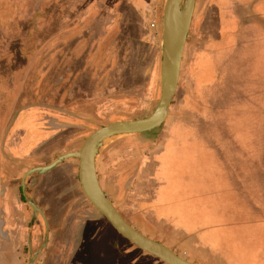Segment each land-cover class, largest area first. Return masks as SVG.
<instances>
[{
    "label": "rangeland",
    "instance_id": "obj_1",
    "mask_svg": "<svg viewBox=\"0 0 264 264\" xmlns=\"http://www.w3.org/2000/svg\"><path fill=\"white\" fill-rule=\"evenodd\" d=\"M164 1L0 0V123L3 129L6 130L17 110L28 106L35 111V126L44 133L69 134L82 142L94 130L110 122L148 116L160 95ZM69 7H80L83 11L81 18L87 30L78 40L74 38L76 27L61 32L60 21ZM72 14L68 15L70 19ZM100 59L106 60L105 63ZM110 61L115 63V71L110 68L105 81H99L114 90L94 93L99 81H91L89 76L108 67ZM63 64H69L72 70L82 69L77 84L59 82L56 76L63 70ZM73 84L77 86L75 93L59 94L60 88L72 90ZM63 96L64 100L70 96L72 102H80L78 117L65 118L67 115L60 111L48 109L47 106L62 107ZM91 97L95 103H83L82 100ZM105 99L110 102L105 104ZM226 114L231 119L224 127L220 121L225 120ZM197 129H202L200 134L205 133L202 137L209 138L207 145L221 154L220 137L226 133L251 136L246 139L252 142L253 150L250 148L249 152L255 153L256 158L247 154L249 158L244 157L243 161L240 156L238 166L244 172L255 171L251 175L255 182L234 185L240 192L237 212L232 216L234 222L212 232L219 230L226 239L231 235L238 237L240 253L247 250L252 253L257 245L255 240L264 232L263 215L254 210V207H262L258 206L260 201L264 202V156L260 153V141L264 139V0H195L178 84L166 119L156 129L109 140L95 162L101 189L131 226L153 240L169 244L166 246L173 251L183 249L184 252L177 254L184 259L204 264L201 251L193 252L189 246H172V223L167 216L174 207L158 204L156 178L157 154L163 143L166 142L165 157L172 158L171 143L188 137L183 134L195 132L199 137ZM181 142L178 147L174 144L173 152L180 148L175 155L185 170L178 172L185 173L186 180L190 175L192 192L195 189L199 194H212L213 199L218 196L219 203L224 205L227 192L219 176L225 168L235 170V158L224 154L222 158L219 154L203 156V148L200 149L197 142ZM191 143L193 150L189 149ZM214 144L217 149L212 147ZM35 154L38 157L42 152L37 150ZM44 155L41 158H45ZM36 157L35 160L29 157L32 162L26 165L39 163L41 158ZM170 172L171 167L164 170L169 176ZM171 183L172 180L164 192L165 197L171 198ZM182 186L188 189L186 184ZM238 192L236 190L235 194ZM83 197V211H87L88 205L94 209L84 194ZM192 201L191 208L197 211V201ZM221 205L217 208L223 210L226 205ZM206 206H200L198 213H207ZM164 217L168 221H163ZM100 219L94 222L92 237L83 238L77 253L64 248L65 239L57 233L51 248L38 255L35 264H85L82 255L87 252L86 245H95L96 251L102 253L103 243L110 247V264H166L123 238L105 218L100 216ZM226 239L224 246L211 244L209 248L217 254L221 250L227 254L231 248Z\"/></svg>",
    "mask_w": 264,
    "mask_h": 264
},
{
    "label": "crops",
    "instance_id": "obj_2",
    "mask_svg": "<svg viewBox=\"0 0 264 264\" xmlns=\"http://www.w3.org/2000/svg\"><path fill=\"white\" fill-rule=\"evenodd\" d=\"M68 11V12H67ZM65 16L61 19L60 25H61V32L63 33L64 29H70L76 27L75 30H78L77 33H75L76 40L80 38V35H82V32L87 30V28L84 27V24L82 22L81 14L83 11L81 8H75V7H69L67 8ZM72 14V18L68 17L70 13ZM85 12V10H84ZM68 17V19H67ZM67 24V25H66ZM69 26V27H68ZM63 40V38H62ZM77 59V58H75ZM52 59H50L51 61ZM103 59H100V62L103 64L105 61ZM109 61V59H107ZM98 62V61H97ZM102 64V65H103ZM65 67V68H64ZM97 67V66H96ZM114 69L115 71V63L110 61L108 67H103L100 72L95 71L96 74L93 76L94 73H91L89 78L91 81L97 80L101 81V79H104L107 77L110 68ZM101 68V67H100ZM62 71L60 74L56 77L59 78V82L62 84V82H75L77 84V79L82 74V69L79 70H72L71 66L69 64H63L62 65ZM64 71V72H63ZM48 72V71H47ZM47 74V73H46ZM66 74V75H65ZM106 76V77H105ZM98 83V90L94 91V93H97L99 91H102V93H111L114 88L112 86L105 84V83ZM101 85L104 87L101 88ZM73 89L68 90L64 88H60L59 94L62 95H70L75 93L77 91V86L73 84ZM78 100V99H77ZM84 102L95 103V100L93 97L86 98ZM105 104H107L108 100H104ZM73 103V106L71 105ZM80 103V102H79ZM77 101L72 102L70 99V96H67L66 99L61 100L60 104L62 107H52L47 106L48 109H53L60 111V113H63L65 118H71V117H78L77 112L80 110V105ZM97 103V101H96ZM46 107V108H47ZM27 108V109H26ZM25 110H17L11 119V122L7 125L6 130L3 129L4 126L0 123V264H28L29 259L34 256V259L32 261V264H35L38 255H41L43 249H45V245L48 240L51 239L52 235L55 233L56 230H61L62 226V216L64 215L62 211V207H65V202H61L62 197H59L58 200H60L61 204L57 209L55 210V217L52 218V221L56 222L57 224L54 226V228L50 227L51 219L48 216V212L46 208L43 207V205H37L36 199H32L33 195L35 194L37 198L44 199V194H39L35 191L34 186L35 185H24L27 179V176L32 173L42 174L45 171H32L29 173L27 171L26 173L21 171L23 169V164H20L21 161H24V159L28 160L29 157L35 158V153L37 150H40L42 152V155L46 154L44 156H48L47 158H41L38 162H45L46 159H51L52 163L54 161V158H58L61 151L56 149V151H53L55 149H52L50 146L47 145L50 142H56L58 138L60 140L66 141L67 138L63 137L64 134H46L41 129L35 126V111L33 107H26ZM68 110V111H66ZM243 110V109H240ZM239 110V111H240ZM238 111V110H237ZM236 113V112H234ZM239 114H242L239 112ZM53 119V118H51ZM231 119V117H228V114L225 116V120H221L220 124L224 127H227L228 121ZM56 120V119H55ZM192 126V122L190 124ZM202 129H197L196 132L199 137H197L194 133L192 134H183L185 139L177 141H173V144L171 143V156L165 157V143H163L161 150L157 154L158 159L156 161L157 166V173L156 178L159 185L158 186V204L160 206H169L172 205L174 207L173 212L171 215L167 216L170 218L172 223V246L178 245V246H186L189 249H193V252L201 251L203 253V263L204 264H264V232L260 235L259 240L257 241L256 247L253 249V252L250 253L247 250L244 252V254L240 253V249H237V246L239 245L240 239L238 237H235L231 235L228 239H226L222 234H220V231L212 232L213 229L218 227H224L230 224L231 222H234L233 217L237 212L236 205L239 204V193L238 188H235L234 185H243V183H251L255 182L253 176V172L248 173L244 172L243 168H239L238 166V159L241 156L242 160L244 161V157H248L247 154L253 155V158H256V154L249 152V149L252 148L253 145L252 142H250V139H246L247 136H250L249 134H225L226 136L220 137V143L222 144L223 151L222 154L226 155L227 157H230L231 159L235 158L234 160V167L235 170H229V168H225L219 177L221 178L223 184H225V191L226 197L223 201L224 205H221L219 202L221 200L220 197H216L213 199L212 194H204L203 193H196V190L190 188V175L188 176V180H186L185 173H179L178 170L184 171L185 168L180 166L178 157L175 155L178 151H180L178 148L175 154L173 153L175 151L174 144H177V147L179 146L180 142H187L189 140L193 142H197L200 149L203 148L202 154L203 156L207 153V157H210V154L218 155L222 158V154L219 153V151L214 152L211 149L210 145H207V142L209 141V138H206L205 136L202 137L203 134H205L202 131V134H200ZM241 130V129H240ZM183 135L181 136L183 138ZM210 136L213 134H209ZM218 135H224V134H214V136ZM254 135V134H253ZM252 135V136H253ZM169 137V136H168ZM167 137V139H169ZM251 137V136H250ZM249 137V138H250ZM171 138V137H170ZM197 138V139H193ZM219 141L218 139H216ZM84 141V140H83ZM167 141V140H166ZM52 142V143H53ZM177 142V143H176ZM203 142V144H202ZM260 153L262 156H264V139L260 141ZM191 143V146L189 149L193 150V144ZM251 143V146H250ZM82 144V142H81ZM79 145V147L81 146ZM185 146V145H184ZM47 147V148H46ZM66 147V144H65ZM77 148V150L79 149ZM212 147L217 149V145H212ZM170 147H168L167 150H169ZM167 152V151H166ZM190 152V150H189ZM224 152V153H223ZM57 154V155H56ZM56 155V157H55ZM18 156V157H16ZM62 156V155H61ZM189 157V156H188ZM56 158V159H57ZM249 158V157H248ZM22 159V160H21ZM35 160V159H34ZM64 160V159H63ZM37 161V160H36ZM62 162V161H60ZM59 162V163H60ZM169 162L171 163L170 165ZM49 163V164H50ZM27 164V163H26ZM47 164V165H49ZM78 164V163H77ZM46 165V166H47ZM43 167V166H38ZM168 167H171L170 176L166 173H164V170H166ZM36 168V167H35ZM63 164H58L57 166H53L50 171L44 174V176L40 177L39 180H43V184H46V182L51 176L55 177V185L59 184L58 180L60 179L61 175L63 174ZM224 168V167H223ZM33 169V168H32ZM49 170V169H48ZM47 171V170H46ZM78 172V169H77ZM159 172V174H158ZM23 174V185H15L16 182L14 181L18 176ZM53 174V175H52ZM258 177L257 180H260V170L257 171ZM264 174V173H262ZM50 175V176H48ZM245 175H247L245 177ZM48 176V177H47ZM251 177V178H250ZM14 178V180H13ZM54 179V178H53ZM52 179V180H53ZM38 180V181H39ZM172 180V189H171V198L165 197V190H168L170 185L168 184L169 181ZM53 182V183H54ZM264 182V181H263ZM52 183V182H50ZM184 183V184H183ZM187 185L188 189L184 188L182 185ZM180 185V186H177ZM253 185H255L253 183ZM42 186L43 193H45V189H49L46 185H39ZM63 187L60 188L62 190ZM190 189V190H189ZM59 190V191H60ZM192 190V191H191ZM237 190V194H235V191ZM202 198L201 201L199 199ZM264 198V197H263ZM170 199V200H169ZM205 199V200H203ZM192 200H196L195 202V210L194 211L192 205ZM32 203L33 206L30 204ZM207 205L206 207L209 209L207 213H198V208L200 206ZM217 205H221L224 207L223 210H220L217 208ZM85 206V205H84ZM229 206L230 208H226ZM260 209L257 207H254V210L257 212H261L264 218V202L260 201L258 204ZM215 207V208H214ZM235 207V208H234ZM201 208V207H200ZM87 214H94L96 212L94 209H90L86 206ZM51 211V210H50ZM202 212V211H201ZM97 213V212H96ZM98 214V213H97ZM231 215V216H230ZM233 216V217H232ZM168 218L164 217L162 220L166 221ZM57 220V221H56ZM168 221V220H167ZM54 229V230H53ZM90 230H87V232ZM93 233L90 231L89 235H86V240L90 239L92 237ZM227 240V244L229 245V248L231 250L225 254L222 250L220 254H217L216 252H212V250L209 248L211 244H219L223 245L222 243L226 242L224 240ZM253 242V240H252ZM40 244V245H39ZM169 246V244H166ZM87 252L84 253L83 260L85 261V264L94 262L95 264H110L111 256L110 253H104V251L109 252L110 247L107 243H103L104 251L100 253L98 250L96 251L95 245H86ZM102 248V249H103ZM239 248V247H238ZM174 249V248H173ZM176 253H182L184 252L183 249L181 250H175ZM227 255V256H225ZM192 260V259H190ZM84 264V263H82Z\"/></svg>",
    "mask_w": 264,
    "mask_h": 264
},
{
    "label": "water",
    "instance_id": "obj_3",
    "mask_svg": "<svg viewBox=\"0 0 264 264\" xmlns=\"http://www.w3.org/2000/svg\"><path fill=\"white\" fill-rule=\"evenodd\" d=\"M194 5L195 0L164 1L160 43V95L154 110L143 118L110 122L90 133L76 152L62 155L47 166L36 167L29 171V173L46 171L63 159L77 158L80 188L94 210L123 238L166 264L195 263L184 259L163 243L143 235L120 215L99 185L95 162L100 150L109 140L156 129L166 119L178 84L182 54ZM30 204L33 206L32 203ZM33 259L34 256L29 259L28 264H32Z\"/></svg>",
    "mask_w": 264,
    "mask_h": 264
},
{
    "label": "flooded vegetation",
    "instance_id": "obj_4",
    "mask_svg": "<svg viewBox=\"0 0 264 264\" xmlns=\"http://www.w3.org/2000/svg\"><path fill=\"white\" fill-rule=\"evenodd\" d=\"M63 137L67 140L65 141L64 138L63 140H60V138L56 139V142H50L47 146H50L52 149H55L53 151H56L58 149L60 152L59 155H65L69 153H74L77 151L78 148V143L82 142V139H74L73 135L69 134H64ZM63 141L64 143H60ZM60 143V144H59ZM66 144V147H65ZM77 144V145H76ZM57 155V154H56ZM58 155V156H59ZM18 157V156H16ZM36 157V156H35ZM42 155H39L36 158H41ZM48 157V156H47ZM46 157V158H47ZM19 158V157H18ZM22 160V159H21ZM32 162L29 159L24 161H21L20 164H23V169L21 170L22 172L24 171L25 173L29 171L32 168L38 167V166H46L51 162V159H47L45 162H39V163H33V165H26V163ZM63 164V174L61 175L60 179L58 180L59 184L55 185V177L56 176H51L46 182V184H43V180H39V178L45 173H47L49 170L43 172L42 174H37V173H32L27 176L26 182L24 185H35L34 189L36 192L39 194H44V199H39L37 196L34 194L32 199H36L37 205H43L44 208L47 210V214L49 218L51 219L50 227L52 230V227L57 224L55 221H52V218L55 217V210L57 207L60 206L61 202H65V207H62V211L64 215L62 216V229L61 230H56L55 233L52 235L51 239L47 241L46 245L44 246L45 249H43L42 252H44L46 249L51 248L53 241L56 237V234H60L63 239H65L64 243L62 246L69 247L72 254H75L79 251L82 245L83 238L86 235L90 234V231L93 233V228H94V222H98L100 219V215L94 212V214H87L88 211L84 212L83 207H84V197H83V192L80 188V184L78 181V175H77V169H78V160L75 157H68L62 162ZM58 163V164H60ZM56 164V166L58 165ZM53 175V174H52ZM23 174L18 176L15 180L16 182L15 185H23ZM42 176V177H43ZM50 176V175H48ZM47 176V177H48ZM54 178V179H53ZM53 179V180H52ZM39 180V181H38ZM52 182V183H50ZM54 182V183H53ZM99 182V181H98ZM39 185H46L49 187V189H45V193H43L42 186ZM100 185V184H99ZM62 190H60V188ZM60 190V191H59ZM59 197H62L63 200H58ZM88 208L92 209L89 205ZM51 210V211H50ZM82 210V211H81ZM86 214V215H85ZM57 221V220H56ZM54 230V229H53ZM87 230H90L87 232ZM40 245V244H39ZM109 254V252H108Z\"/></svg>",
    "mask_w": 264,
    "mask_h": 264
},
{
    "label": "bare ground",
    "instance_id": "obj_5",
    "mask_svg": "<svg viewBox=\"0 0 264 264\" xmlns=\"http://www.w3.org/2000/svg\"><path fill=\"white\" fill-rule=\"evenodd\" d=\"M170 200V199H169ZM173 215V214H172Z\"/></svg>",
    "mask_w": 264,
    "mask_h": 264
}]
</instances>
